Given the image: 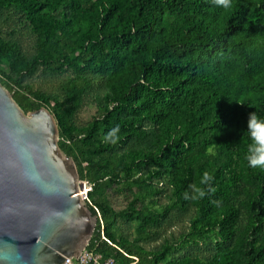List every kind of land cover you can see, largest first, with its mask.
I'll use <instances>...</instances> for the list:
<instances>
[{"label": "trees", "instance_id": "1", "mask_svg": "<svg viewBox=\"0 0 264 264\" xmlns=\"http://www.w3.org/2000/svg\"><path fill=\"white\" fill-rule=\"evenodd\" d=\"M0 84L54 116L102 262L264 264V0H0Z\"/></svg>", "mask_w": 264, "mask_h": 264}, {"label": "water", "instance_id": "2", "mask_svg": "<svg viewBox=\"0 0 264 264\" xmlns=\"http://www.w3.org/2000/svg\"><path fill=\"white\" fill-rule=\"evenodd\" d=\"M45 107L25 113L0 84V264H65L88 248L97 216Z\"/></svg>", "mask_w": 264, "mask_h": 264}, {"label": "clouds", "instance_id": "3", "mask_svg": "<svg viewBox=\"0 0 264 264\" xmlns=\"http://www.w3.org/2000/svg\"><path fill=\"white\" fill-rule=\"evenodd\" d=\"M213 3L225 9L232 7V0H213ZM119 132V126L114 127L106 134L105 141L111 144L118 143ZM246 132L249 139L245 155L247 164L250 168L264 170V117L252 112L248 116ZM213 181V175L205 171L199 180V185H190V191L184 193V198L186 200L203 199L209 192L215 191L211 186Z\"/></svg>", "mask_w": 264, "mask_h": 264}, {"label": "built area", "instance_id": "4", "mask_svg": "<svg viewBox=\"0 0 264 264\" xmlns=\"http://www.w3.org/2000/svg\"><path fill=\"white\" fill-rule=\"evenodd\" d=\"M101 259V255L97 254L94 250L89 251L87 248L78 259H66L65 264H115L111 259L103 262Z\"/></svg>", "mask_w": 264, "mask_h": 264}, {"label": "rangeland", "instance_id": "5", "mask_svg": "<svg viewBox=\"0 0 264 264\" xmlns=\"http://www.w3.org/2000/svg\"><path fill=\"white\" fill-rule=\"evenodd\" d=\"M3 69H5V67H3ZM91 117H92V112H87V113H85V114H83V119L85 120V121H89L90 119H91ZM83 190L84 191H82V193H85V191L87 190L86 188H85V186H83ZM83 195V194H82Z\"/></svg>", "mask_w": 264, "mask_h": 264}, {"label": "bare ground", "instance_id": "6", "mask_svg": "<svg viewBox=\"0 0 264 264\" xmlns=\"http://www.w3.org/2000/svg\"><path fill=\"white\" fill-rule=\"evenodd\" d=\"M81 192V191H80ZM82 195V194H81Z\"/></svg>", "mask_w": 264, "mask_h": 264}]
</instances>
